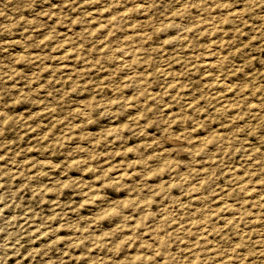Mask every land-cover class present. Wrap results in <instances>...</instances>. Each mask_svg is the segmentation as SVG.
Here are the masks:
<instances>
[{"label": "rangeland", "instance_id": "1", "mask_svg": "<svg viewBox=\"0 0 264 264\" xmlns=\"http://www.w3.org/2000/svg\"><path fill=\"white\" fill-rule=\"evenodd\" d=\"M0 264H264V0H0Z\"/></svg>", "mask_w": 264, "mask_h": 264}, {"label": "bare ground", "instance_id": "2", "mask_svg": "<svg viewBox=\"0 0 264 264\" xmlns=\"http://www.w3.org/2000/svg\"><path fill=\"white\" fill-rule=\"evenodd\" d=\"M124 16H125V15H124ZM115 20H117V19H115ZM117 21H118V20H117ZM114 22H115V21H114ZM114 22H113V25H114ZM115 23H116V22H115ZM109 24H110V23H109ZM110 25H112V23H111ZM113 25H112V26H113ZM104 26H105V25H104ZM116 26H117V25H116ZM114 27H115V26H113V28H114ZM102 28H103V27H102ZM99 29H100V27H99ZM104 29H105V28H104ZM106 29H108V28H106ZM109 29H110V27H109ZM101 31L103 32V29L100 30V32H101ZM106 31H107V30H106ZM95 32H96V31H95ZM100 32H99V33H100ZM68 39H69V41H70V38H68ZM124 40H125V39H124ZM67 41H68V40H67ZM123 42H124V41H123ZM21 44H22V43H21ZM24 45H25V44H24ZM126 47H127V45H126ZM118 51H119V49H118ZM119 52H121V51H119ZM131 52H132V51H131ZM74 54H75V53H74ZM74 54H73V55H74ZM73 55H72V56H73ZM75 55H76V54H75ZM75 55H74V56H75ZM127 55H128V54H127ZM214 57H215V56H214ZM122 60H124V59H122ZM127 60H129V59H127ZM80 61H81V60H80ZM82 61H83V60H82ZM125 61H126V60H125ZM211 62H212V61H211ZM213 62H214V61H213ZM209 63H210V62H209ZM213 64H214V63H213ZM213 64H212V65H213ZM123 65H124V64H123ZM125 65H126V64H125ZM138 65H139V63H138ZM218 65H219V64H218ZM73 75H74V74H73ZM222 82H223V81H222ZM220 83H221V82H220ZM222 84H223V83H222ZM226 85H227V84H226ZM222 86H223V85H222ZM227 86H228V85H227ZM231 87H232V86H231ZM74 107H75V106H74ZM109 108H110V107H109ZM84 112H85V111H84ZM168 141H169V140H168ZM170 141H171V140H170ZM176 143H177V141H176ZM170 144H171V143H170ZM81 147H82V146H81ZM181 151H182V150H181ZM177 153H178V152H177ZM37 161H38V160H37ZM53 163H54V162H53ZM26 164H27V163H26ZM40 164H41V163H40ZM53 165L55 166V165H57V164H53ZM39 166H40V165H39ZM59 167H60V166H59ZM41 168H42V167H41ZM47 168H48V167H47ZM49 168H50V167H49ZM51 168H52V167H51ZM39 169H40V168H39ZM43 169H44V168H43ZM53 171H54V169H53ZM55 172H56V171H55ZM250 189H251V188H250ZM255 194H256V193H255ZM256 195H257V194H256ZM251 196H252V195H251ZM253 197H254V196H253Z\"/></svg>", "mask_w": 264, "mask_h": 264}]
</instances>
